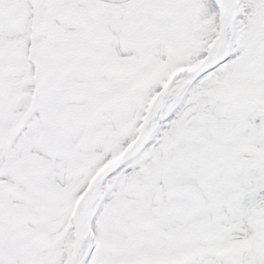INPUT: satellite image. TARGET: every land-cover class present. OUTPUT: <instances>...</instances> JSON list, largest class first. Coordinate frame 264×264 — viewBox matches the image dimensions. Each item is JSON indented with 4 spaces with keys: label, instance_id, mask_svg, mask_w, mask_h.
Listing matches in <instances>:
<instances>
[{
    "label": "snow or ice",
    "instance_id": "snow-or-ice-1",
    "mask_svg": "<svg viewBox=\"0 0 264 264\" xmlns=\"http://www.w3.org/2000/svg\"><path fill=\"white\" fill-rule=\"evenodd\" d=\"M0 264H264V0H0Z\"/></svg>",
    "mask_w": 264,
    "mask_h": 264
}]
</instances>
